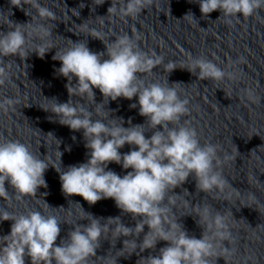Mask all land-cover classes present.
<instances>
[{"label":"water","instance_id":"obj_1","mask_svg":"<svg viewBox=\"0 0 264 264\" xmlns=\"http://www.w3.org/2000/svg\"><path fill=\"white\" fill-rule=\"evenodd\" d=\"M20 0H0V32L8 30L14 23H40L51 32L46 38L54 48L46 52L43 58L35 52L27 57L11 55L0 57V69L7 74V79L0 84V100L11 98L15 103L0 111V141L18 140L26 144L38 158L50 163L44 171L47 187H38L32 194H19L5 181V195L0 197V211L7 210L16 215L29 211H40L45 215H54L60 224V232L54 244H59L61 237L67 238L68 231L75 224L87 223L82 217L91 213L94 217H120L126 226H134L139 216L123 213L112 198H102L94 204H88L78 194L64 195L60 189L59 173L55 168L64 169L68 165L78 164L87 159L88 149L84 146L82 130H71L62 125L50 109L55 97L57 102L70 101L92 111L97 103L104 108L97 114L92 111V119L116 120L122 117L127 127L142 124L145 117L137 108L129 104L136 101L117 97L116 100H103L99 89L94 88V99L88 96L70 95L65 87L66 77L55 73L60 61L51 57L56 51L69 47L72 41L87 42L93 52H104L105 45L123 35L129 36L135 44V50L160 62L150 69L138 72L137 77L145 85L150 82L167 84L174 87L181 99L187 100L188 111L169 127H191L197 134L200 145L216 146V155L220 160L214 162L225 181L223 189L213 188L202 191L195 187L192 174L174 188L165 190L161 206L169 209L167 218L180 223L190 236L199 238L203 231L197 223L195 208L207 205L212 213L226 217L231 239L221 242L217 255L210 258V264H264V152L261 148L235 77L227 73L232 69L217 27L213 11L202 15L196 0H151L135 17L121 15L119 12L107 13V8H121L124 0H40L53 15L37 19L36 10L28 0L16 6ZM26 14L25 13V11ZM191 11L194 19L183 18ZM85 25L87 27H85ZM36 44L42 43L35 39ZM32 45L29 44V47ZM106 58V57H105ZM189 58H203L215 63L225 71L221 80L201 79L186 69ZM172 62L177 68L170 72L166 65ZM68 87H74L69 81ZM114 110L111 112V110ZM116 116V117H115ZM52 117V119H49ZM145 136H150L153 129L145 121ZM160 126L157 125V128ZM134 145H125L118 149L126 153ZM59 151L61 157L59 159ZM55 167V168H54ZM107 167L118 175L130 169H122L119 164L109 162ZM171 198L174 203H169ZM47 202L49 205H46ZM79 202V203H78ZM102 223L107 221L101 219ZM10 220L0 221V235L10 230ZM167 227V224H165ZM148 226L138 235L115 237L111 228L99 237L95 253L89 255L84 264H145L143 257L158 254V249L166 241L158 240L155 248H139L129 254L130 248L122 247V240L142 239ZM227 247L229 251L220 249ZM25 264H31L25 256Z\"/></svg>","mask_w":264,"mask_h":264},{"label":"clouds","instance_id":"obj_2","mask_svg":"<svg viewBox=\"0 0 264 264\" xmlns=\"http://www.w3.org/2000/svg\"><path fill=\"white\" fill-rule=\"evenodd\" d=\"M103 2L99 0V4ZM150 2L124 0L123 7L118 9L111 4L107 13L119 12L135 17ZM196 2L202 15L219 10L228 20L232 17L247 18L254 10L264 6V0ZM28 3L35 8L37 19L53 15L40 0H28ZM21 4L25 5L24 0L14 5L19 7ZM183 18L194 19L191 11L185 13ZM30 21L22 24L13 22L8 30L0 32V57L17 55L25 58L35 52L43 58L46 52L54 48L46 39L51 30L44 24H32ZM35 39L42 43L36 44ZM29 44L32 46L29 47ZM51 58L60 61L54 71L66 77L65 87L69 96L94 99V88L99 89L107 102L117 97L131 100L135 96L136 101L129 107L137 108L138 105V113L153 129L151 135L146 137L145 121L132 124L129 118L125 127L122 117L115 116L116 120L107 123L92 119V111L99 114L104 108L101 103L90 111L69 100L57 102L55 97L50 98L54 100L51 108L43 109L53 113L57 122L69 129L82 130L84 146L88 149L84 162L68 165L64 169L54 167L59 173L61 192L66 196L78 194L90 205L102 198H112L123 213H130L135 218L139 216L140 219L134 226H126L120 222L119 216L100 218L86 212L88 216L82 218L87 219V223L75 224L68 231L67 238L61 237L57 245L54 241L60 232V224L54 215H45L40 211L16 215L3 210L0 211V221L10 220L11 224L9 232L0 235V264H25V256L31 264H84L85 259L95 253L101 234L109 228L117 238L138 236L144 225L148 226V231L142 239L139 242L122 240L121 248L127 245L131 249L129 254H132L137 248L142 252L155 248L158 240L166 241V245L158 249V254L143 257L145 264H210L211 257L219 256L218 245L231 239L226 217L218 212L212 213L207 205L195 208L197 223L203 228L201 236L196 238L188 235L180 223L167 218L169 209L161 206V201L166 189L182 184L189 174L195 179V187L202 191L214 187L223 189L225 181L214 170V162L218 165L220 160L216 155V146L200 145L193 128L182 125L169 127L170 122L178 121L188 111L187 100L181 99L174 87L157 82L145 85L137 77L138 72L150 69L160 62V58L152 59L135 50L133 40L127 35L119 36L105 45L104 52L91 51L86 41L71 40L69 47L62 51L56 49ZM174 68L177 66L169 62L165 70L170 72ZM179 68L201 79L221 80L226 75L215 63L203 58H189ZM227 75L233 77L232 73ZM6 79L7 74L0 69V84ZM69 81L74 82L75 86L68 87ZM249 98H252L250 94ZM14 103L11 98L0 100V111ZM157 125L160 127L157 128ZM125 143L135 147L121 153L118 149ZM109 162L130 171L118 175L107 167ZM49 165L18 140L0 141V197L6 194L3 187L5 181L19 194H32L38 187L46 188L43 174ZM169 203L174 201L169 198ZM101 219L107 223H102ZM220 251L227 252L229 249L224 247Z\"/></svg>","mask_w":264,"mask_h":264}]
</instances>
